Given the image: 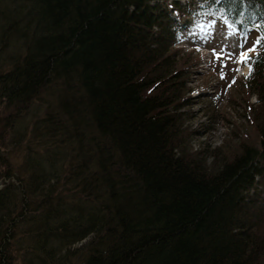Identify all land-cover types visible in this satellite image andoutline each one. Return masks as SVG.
I'll return each instance as SVG.
<instances>
[{
    "label": "trees",
    "instance_id": "1",
    "mask_svg": "<svg viewBox=\"0 0 264 264\" xmlns=\"http://www.w3.org/2000/svg\"><path fill=\"white\" fill-rule=\"evenodd\" d=\"M206 13L255 32L257 144H190L174 45ZM262 17L264 0H0V264H264Z\"/></svg>",
    "mask_w": 264,
    "mask_h": 264
},
{
    "label": "rangeland",
    "instance_id": "2",
    "mask_svg": "<svg viewBox=\"0 0 264 264\" xmlns=\"http://www.w3.org/2000/svg\"><path fill=\"white\" fill-rule=\"evenodd\" d=\"M217 16L206 13L185 17L190 20L189 26L174 45L176 55L187 67L185 94L189 103L181 110L185 112L183 125L193 130L190 144L195 149L209 150L240 139L258 143L251 121L252 112L258 106L256 95L244 83L243 76L249 66L238 63L239 54L255 46V32L239 36ZM43 105L40 102L36 107L42 110ZM5 182L9 181L0 180V188Z\"/></svg>",
    "mask_w": 264,
    "mask_h": 264
},
{
    "label": "snow or ice",
    "instance_id": "3",
    "mask_svg": "<svg viewBox=\"0 0 264 264\" xmlns=\"http://www.w3.org/2000/svg\"><path fill=\"white\" fill-rule=\"evenodd\" d=\"M228 3L229 4H231V3H244V0H228ZM230 11H231V8L224 7V10L220 12V16L227 21L229 19L228 14ZM240 14H241L240 12L236 13L237 16H239ZM262 19H264V17H262ZM231 23L235 24V21H231ZM254 27L259 29L261 32H264V23L254 24ZM256 43L257 44L264 43V35L260 36L257 39ZM255 50H256L255 47H253V48H250V49H247V50L241 52L239 54V57H238V63L247 64L250 60L249 53L254 52ZM216 55H217V59H220V55L219 54H216ZM228 58L229 59L232 58L231 53L228 54ZM224 66L226 67V65H224ZM235 70L238 71V69H235ZM222 78H224L223 74H222ZM233 82H235V81H233Z\"/></svg>",
    "mask_w": 264,
    "mask_h": 264
}]
</instances>
